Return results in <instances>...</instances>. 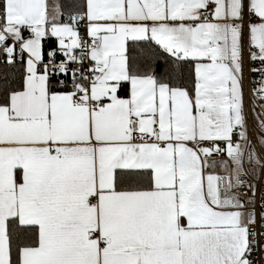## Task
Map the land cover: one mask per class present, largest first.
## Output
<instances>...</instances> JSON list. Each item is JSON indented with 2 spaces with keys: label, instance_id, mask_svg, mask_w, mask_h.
<instances>
[{
  "label": "snow or ice",
  "instance_id": "6c2138e0",
  "mask_svg": "<svg viewBox=\"0 0 264 264\" xmlns=\"http://www.w3.org/2000/svg\"><path fill=\"white\" fill-rule=\"evenodd\" d=\"M0 264H264V0H0Z\"/></svg>",
  "mask_w": 264,
  "mask_h": 264
}]
</instances>
